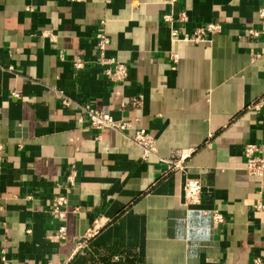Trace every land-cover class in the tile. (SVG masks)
<instances>
[{"label":"crops","instance_id":"obj_1","mask_svg":"<svg viewBox=\"0 0 264 264\" xmlns=\"http://www.w3.org/2000/svg\"><path fill=\"white\" fill-rule=\"evenodd\" d=\"M261 8L264 0H177L179 32L220 25L208 42L193 43L171 39L166 0H0V255L9 264L264 261V210L253 206L264 203V175L248 174L243 156L249 142L264 156ZM100 30L110 39L106 55L127 66L123 83L95 64ZM138 94L140 107L131 104ZM85 103L138 118L134 126L156 138L158 157L195 148L187 167L164 174L156 156L141 160L132 131L78 122ZM72 168L61 222L47 211ZM188 176L201 180L198 205L183 204ZM199 209H216L223 221ZM89 228L85 253L70 258Z\"/></svg>","mask_w":264,"mask_h":264},{"label":"built area","instance_id":"obj_2","mask_svg":"<svg viewBox=\"0 0 264 264\" xmlns=\"http://www.w3.org/2000/svg\"><path fill=\"white\" fill-rule=\"evenodd\" d=\"M75 1H87V0H75ZM170 5L171 10L168 13L163 14L164 21L170 24V36L172 40L175 41H185V42H208L209 39L206 38L208 32L219 31L220 25L216 22H209L196 27L191 32H179L177 28L173 25V6L177 0H166ZM259 15L264 17V8L259 9ZM176 18L179 21L185 22L188 18L187 12L184 9H180L177 12ZM105 21L101 20V24ZM251 34H257V32L250 31ZM46 33H44L45 35ZM110 42L109 36L105 31L100 30L95 33V50L96 59L95 64L102 68V74L111 82L123 83L127 78V66L123 62L119 61L114 56H107L106 50ZM176 59V55L173 56V60ZM74 69L79 70L85 66L84 58L80 56H75L72 60ZM13 96H18L17 93L12 92ZM69 99L66 97L62 98V104L68 106ZM143 103V95L138 94L131 98V104L140 107ZM79 112L75 114V119L78 122H87L88 126L93 129L101 130L104 128H110L121 133H127L132 131L130 139L140 149V158L143 161H147L150 156H156L158 161L165 165L164 174L173 170L184 171L187 167V162L192 156L195 148H177L171 151L170 156L167 158L157 156V144L156 138L151 135L144 127H135L134 123L138 122V118L134 121L129 118L115 117L108 112H102L90 104H83L78 106ZM100 139V135L96 136ZM2 151V146L0 145V153ZM243 156L245 162V170L248 174L253 176L262 177L264 175V156L259 153V146L256 143H246L243 146ZM76 170L72 168L70 174L65 177L64 184L57 183V186H64L65 194H56L52 199V207L47 211V213L54 219L63 221L66 216L65 206L67 205V194L70 192L72 186L75 183ZM202 184L198 177H186L182 184V196L183 204L185 206L198 205L200 204ZM254 208L257 210H264V203L257 200L253 204ZM202 214L211 213L212 218L217 222H222L223 217L219 211L214 210H203L199 209ZM66 232V227L64 224H60L57 228V237H63ZM95 232V228H89L85 233L78 238L75 242L70 258L76 255H82L85 253L89 245V240ZM253 264H264L263 259L255 257L252 259ZM0 264H9L8 259L4 257L3 254L0 255Z\"/></svg>","mask_w":264,"mask_h":264}]
</instances>
